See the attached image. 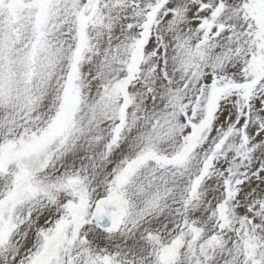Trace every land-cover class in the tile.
<instances>
[{"label": "snow or ice", "instance_id": "obj_1", "mask_svg": "<svg viewBox=\"0 0 264 264\" xmlns=\"http://www.w3.org/2000/svg\"><path fill=\"white\" fill-rule=\"evenodd\" d=\"M0 264H264V0H0Z\"/></svg>", "mask_w": 264, "mask_h": 264}]
</instances>
